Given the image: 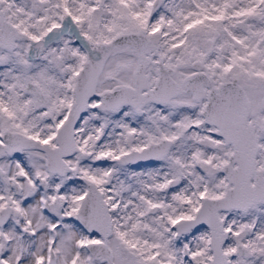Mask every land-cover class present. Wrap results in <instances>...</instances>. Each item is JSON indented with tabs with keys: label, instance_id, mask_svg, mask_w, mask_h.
<instances>
[{
	"label": "snow or ice",
	"instance_id": "snow-or-ice-1",
	"mask_svg": "<svg viewBox=\"0 0 264 264\" xmlns=\"http://www.w3.org/2000/svg\"><path fill=\"white\" fill-rule=\"evenodd\" d=\"M0 264H264V0H0Z\"/></svg>",
	"mask_w": 264,
	"mask_h": 264
}]
</instances>
